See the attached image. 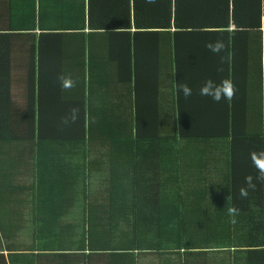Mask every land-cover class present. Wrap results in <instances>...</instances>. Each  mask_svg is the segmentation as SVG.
I'll return each instance as SVG.
<instances>
[{"label":"trees","instance_id":"obj_1","mask_svg":"<svg viewBox=\"0 0 264 264\" xmlns=\"http://www.w3.org/2000/svg\"><path fill=\"white\" fill-rule=\"evenodd\" d=\"M35 34L39 44L55 46L38 44L29 106L20 109L11 93L12 47L20 35ZM217 39L226 45L220 54L205 47ZM165 52L171 65L163 72V97L171 93L173 112L163 113L168 122L149 135L134 125L145 108L139 78L146 71L145 80L155 77ZM258 63L257 72L244 71ZM87 64L105 77L95 85L98 93L92 94ZM62 72L72 75L74 88L61 89ZM115 75L130 82L135 103L130 98L129 129L115 110L105 154L92 136L91 116L87 131L85 110L103 103L102 91L121 110ZM112 77L115 85H106ZM209 77L231 78L235 97L222 104L203 99L199 87ZM43 78L60 92L65 113L80 108L84 124L65 127V143L42 134L52 117L65 114L34 110ZM178 82L191 86L187 99ZM154 92L148 96L158 101ZM212 104L223 109L222 122L203 130L191 108ZM150 111L161 116L156 107ZM184 111L193 117L188 124ZM261 148L264 0H0V264H264V184L257 182L247 198L239 194L245 177L256 175L249 153ZM57 151L70 154L61 160ZM217 152L224 158L213 157ZM72 157L77 166L65 177L58 161ZM49 167L56 173L48 187ZM48 200L60 204L47 209ZM230 206L239 209L234 217Z\"/></svg>","mask_w":264,"mask_h":264},{"label":"crops","instance_id":"obj_2","mask_svg":"<svg viewBox=\"0 0 264 264\" xmlns=\"http://www.w3.org/2000/svg\"><path fill=\"white\" fill-rule=\"evenodd\" d=\"M32 35V34H31ZM38 36V34H35V36L29 37V35H20L17 39H15L12 47V55H11V93L13 97V101L16 104V108H28V87H29V73L31 70L30 67V60L32 59L33 53L38 50V40L35 38ZM34 39H33V38ZM49 41H44L41 44H39V48L41 49H47L50 48V46H55V43L51 44ZM31 49H33L31 51ZM43 56H50V53L48 50H43L42 51ZM36 63V61H35ZM258 64H254L248 67L244 68L245 70L251 71V74L253 72H257L258 70ZM171 65V59L169 58L168 54L165 52V58L161 62V68L160 70H156V75L153 78H150L148 80H145L148 76V72H144L142 75H140L141 79L140 81L143 83V88L144 92L142 94V99L139 101L140 106L139 107H145L141 111V117H139V123L134 124L140 126L145 134H152L154 132V129L157 127H162L163 122L167 123V118L163 116V113H167L170 111L171 113L173 112L172 109V95L171 93L169 94V100L168 97H163V94L166 92L164 90V75L163 72L167 68H169ZM81 67V66H80ZM87 69V74L90 72L91 75L88 78L92 79V94L93 93H98V90L96 89L95 85L99 88L100 83H102L105 80L104 75L99 76L97 71L99 69L91 67L89 68V64L86 65ZM138 76V75H137ZM118 75H115V79L121 81L122 83V90H123V100H122V106L121 110L118 108H115L114 106H109L107 103L109 98H108V91H102L103 93L106 94V99L102 100L103 103L106 101V105L103 103H99V100L95 103H91L86 106V112H87V122H86V128L88 131V127L90 124V116L92 118V125L94 126V132L92 136H96L95 138H99V143L101 145L102 151L105 154H108L109 152V144L113 142V138H110L113 136L114 131H115V124H116V118H115V110H117L118 113L121 112L122 115V122H121V127L124 130V127H127L129 129L130 123H131V112H130V98L133 104L135 103V99L129 95L130 91L129 89L131 88L130 82L125 81L122 79H118ZM109 78V77H108ZM115 79L112 77L106 85L110 82V85H115ZM52 82H50L47 78H43V83H41L40 87V92L37 94V100L38 104L36 108L34 109L37 111L38 107H42L44 111L46 112H54L62 109V112L65 113L66 110V105L62 102L65 100L62 99L60 92L51 85ZM166 85V83H165ZM152 91H155L154 94L157 95V99L154 97L150 98L148 94H152ZM19 96V97H18ZM124 96H127V100L124 99ZM113 98V97H112ZM163 98L169 102V105L167 103H164ZM111 99V98H110ZM203 99H205V96H203ZM126 101V103H125ZM224 103V100H221L218 104ZM218 104H212L210 106H205L200 107L197 105L196 107L193 106L191 110H193L197 114L196 119L198 121H202V125L204 126L203 130L208 129L212 127V125H218L219 123L222 122L223 116H224V111L220 106H217ZM217 106V107H216ZM224 108V105H222ZM155 107L157 108L158 111L161 112V116L155 115L152 113L150 110L155 111ZM183 110H186L183 108ZM82 112V109H81ZM135 118V115H133ZM183 116V120L185 123H189L191 120H193V117L188 114L187 111H184L183 114H181V117ZM160 117V118H159ZM84 124L82 116L79 117L78 121L75 123L76 127L79 125ZM118 126V124H117ZM43 128V135L45 138H58L57 141L59 143H65L68 139V134H67V128L61 129L60 127V119H54L52 117V123L51 126H45ZM128 131V130H127ZM82 132H80V135ZM50 144H54V141L49 140ZM59 154V159L64 160V157L70 154L68 151H57ZM220 159L224 158V155H220V152H217L215 156ZM59 164L57 167H59L62 174L66 177L68 173H71L73 171V168L77 166V161L74 160V157L70 158L67 161V164H62V161H58ZM48 165V164H47ZM60 165H66L64 167H60ZM46 168V167H45ZM44 168V169H45ZM49 169L51 167L43 170L44 174V179H43V185H47L48 187L53 183V179L55 178V173H56V167L53 168L51 173H49ZM104 171H99L97 176L99 175H104ZM95 183V181H94ZM95 188V185L94 187ZM47 204L44 203L47 209H51V207L58 206L60 202L56 203L58 200H48ZM51 206V207H50ZM50 212V211H48Z\"/></svg>","mask_w":264,"mask_h":264},{"label":"clouds","instance_id":"obj_3","mask_svg":"<svg viewBox=\"0 0 264 264\" xmlns=\"http://www.w3.org/2000/svg\"><path fill=\"white\" fill-rule=\"evenodd\" d=\"M148 2H154V0H148ZM205 47L215 54H220L225 50V43L222 39H217L215 41H208L205 43ZM225 60L224 56H221V61ZM58 81L62 90H70L76 86V81L72 78L70 73H60L58 76ZM178 92L182 93L187 99L192 95V88L187 82L177 83ZM199 94L201 96L210 97L215 102H220L221 100L231 101L236 94V85L231 78H222L219 82L215 81L211 77L206 78L199 87ZM80 116V108L78 105L71 106L67 112L60 117V127L71 126L75 124ZM249 158L251 160L252 166L256 169V175L253 177L251 174L245 177L244 185L240 188L241 198H247L249 190H255L257 182L264 184V148L259 150L253 149L249 153ZM239 212V209L235 206H230L228 208L229 216L234 217Z\"/></svg>","mask_w":264,"mask_h":264},{"label":"rangeland","instance_id":"obj_4","mask_svg":"<svg viewBox=\"0 0 264 264\" xmlns=\"http://www.w3.org/2000/svg\"><path fill=\"white\" fill-rule=\"evenodd\" d=\"M19 97V96H18Z\"/></svg>","mask_w":264,"mask_h":264}]
</instances>
